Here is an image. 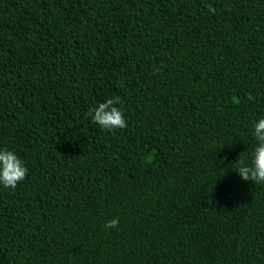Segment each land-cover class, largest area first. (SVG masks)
<instances>
[{
    "label": "trees",
    "instance_id": "16d2710c",
    "mask_svg": "<svg viewBox=\"0 0 264 264\" xmlns=\"http://www.w3.org/2000/svg\"><path fill=\"white\" fill-rule=\"evenodd\" d=\"M261 117L264 0H0V264H264Z\"/></svg>",
    "mask_w": 264,
    "mask_h": 264
},
{
    "label": "clouds",
    "instance_id": "9594fccd",
    "mask_svg": "<svg viewBox=\"0 0 264 264\" xmlns=\"http://www.w3.org/2000/svg\"><path fill=\"white\" fill-rule=\"evenodd\" d=\"M214 9L209 8V12ZM120 97H112L95 104L89 110L92 123L102 131H113L127 127ZM254 145L247 160H241L236 172L244 180L264 184V117L256 119L252 124ZM28 168L16 152L7 147H0V188L15 189L18 182L25 179ZM119 223L118 217L105 221V229L115 228Z\"/></svg>",
    "mask_w": 264,
    "mask_h": 264
}]
</instances>
